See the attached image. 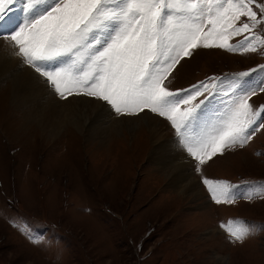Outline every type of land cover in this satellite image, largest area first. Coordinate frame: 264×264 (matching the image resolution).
<instances>
[{"label":"rangeland","instance_id":"obj_1","mask_svg":"<svg viewBox=\"0 0 264 264\" xmlns=\"http://www.w3.org/2000/svg\"><path fill=\"white\" fill-rule=\"evenodd\" d=\"M259 65L264 50L199 49L177 66L170 87L189 88L219 77L227 89L234 74ZM15 82L10 72L0 71V264H264V191L256 187L264 185V130L244 148L214 157L202 172L181 147L198 184L185 191V182L176 187L172 169L154 153L161 146L168 153L170 141L178 139L163 118L147 112L117 117L102 101L65 102L44 84L36 115L55 113L61 127L42 137L39 118L25 115L33 100ZM222 99H227L222 93L211 99L209 118L223 108ZM80 100L109 108L110 117L97 109L104 126L94 133L88 127L95 113L84 118ZM250 102L264 105V93ZM147 121L156 122L151 141ZM204 178L227 181L245 197L260 194L217 205ZM229 220L244 221L253 234L242 244L230 242L220 227ZM17 225L31 226L41 242L33 243Z\"/></svg>","mask_w":264,"mask_h":264},{"label":"snow or ice","instance_id":"obj_2","mask_svg":"<svg viewBox=\"0 0 264 264\" xmlns=\"http://www.w3.org/2000/svg\"><path fill=\"white\" fill-rule=\"evenodd\" d=\"M0 36L60 100L94 98L117 117L147 112L166 120L197 172L264 130V105L250 102L264 93V65L234 74L227 89L219 77L170 87L177 66L199 49L264 50V0H0ZM221 93L223 108L209 118L207 107ZM203 184L217 205L260 194L245 197L222 180ZM17 227L41 242L31 226ZM220 227L234 244L253 234L240 220Z\"/></svg>","mask_w":264,"mask_h":264},{"label":"bare ground","instance_id":"obj_3","mask_svg":"<svg viewBox=\"0 0 264 264\" xmlns=\"http://www.w3.org/2000/svg\"><path fill=\"white\" fill-rule=\"evenodd\" d=\"M19 9H20V6L16 5L15 9L12 13V15L16 17L17 23H19L20 17L23 15V13ZM13 51H14V49H13V46H12L10 41L0 40V71L10 72L13 76H15V81H16L15 83L18 85V89L26 88L25 92H26L27 96L31 100H33L30 103L33 106H31L29 108V110H26L25 115H27V117H30V118H31V116H36L37 118H39L38 123L42 125V128H41L42 137H46V136L52 137V136L56 135L58 129L61 127L60 126V124H61L60 119H56L54 117L55 113L50 114V112H46L43 114L36 115L42 109V106H41V108L38 110V108H39L38 102H39V98L41 99L42 95L43 94L45 95V93L43 91L46 89V86L42 83L41 79L38 76L33 74L34 72H31L30 69L25 68L23 66L20 58L12 55ZM21 64H22V67H19ZM37 93H41V94H37ZM20 95H22V94H20ZM14 97L16 98V95ZM25 100H27L29 102L28 98H25ZM80 101L84 102L83 104L85 105V108L84 107L79 108L80 112L84 118L88 117V113H90V112L92 114L95 113V121H97L98 123L95 124L96 123L95 121H91V123H90L91 125H89V127H88V132L94 133L95 129H98L99 127H101L103 125V123H101V118H103V117L97 113V109H99V111L101 112V114H103V116H107V117L109 116L110 117V114L108 112L109 108H107V107L104 108L100 104H98L97 102L90 101V100L89 101L80 100ZM85 103H87V104H85ZM56 105H58V104L54 103V106H56ZM20 107H22V106H20ZM28 111H29V113H28ZM54 112H56V110H54ZM36 117H35V119H36ZM143 118H146V117L143 115ZM153 119H155V118H153ZM120 122L121 121H118L117 123H115V128L118 129L119 127H121V124L118 125V123H120ZM78 124H79V122H78ZM129 124H131V123H129ZM155 124H156V122L152 123L151 121H147V123H145V125L148 128L147 132L150 134V141L153 140V135H154V131L156 128ZM49 127H50V129H49ZM130 127H131V125H130ZM152 128H154V129H152ZM78 131L80 133H82L80 130H78ZM130 131H132V130H130ZM152 131H153V134H152ZM105 132L106 131H103L102 133H105ZM170 143H171L172 148L170 147V145H168V148H170L168 150V153L163 152L162 146L154 149L155 150L154 153L156 155L159 154L161 160L166 161L168 167L170 169H172V171L169 172L171 174L170 179H171V182H173V184L176 185V187L180 186V184L185 182L184 183V184H186L185 185V191L193 189L195 186H198V184H197V180H195L196 178L193 179L190 176V173H188L189 162L187 160H185V157H187V156L185 154H183L184 153L183 150H180L181 146L178 143V139H172L170 141ZM188 177L192 178V180H188ZM197 190H198V188H197Z\"/></svg>","mask_w":264,"mask_h":264}]
</instances>
